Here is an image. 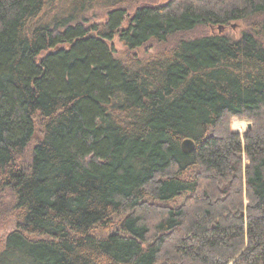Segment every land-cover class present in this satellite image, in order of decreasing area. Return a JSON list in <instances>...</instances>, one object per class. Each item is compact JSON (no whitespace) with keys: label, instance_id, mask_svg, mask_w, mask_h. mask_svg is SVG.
Segmentation results:
<instances>
[{"label":"trees","instance_id":"1","mask_svg":"<svg viewBox=\"0 0 264 264\" xmlns=\"http://www.w3.org/2000/svg\"><path fill=\"white\" fill-rule=\"evenodd\" d=\"M158 1L0 0V264H264V0Z\"/></svg>","mask_w":264,"mask_h":264},{"label":"rangeland","instance_id":"2","mask_svg":"<svg viewBox=\"0 0 264 264\" xmlns=\"http://www.w3.org/2000/svg\"><path fill=\"white\" fill-rule=\"evenodd\" d=\"M167 0H159L158 2L159 3H165ZM132 12H130V14H131ZM88 23L89 24H92V23H96V22H98V21H101V20H104L105 18H106V16H105V13H103V12H96V13H92L91 15H88ZM242 27V26H241ZM232 28H234V33L235 34H238L239 35V31H240V29H237V28H235V26L234 25H232ZM220 31V30H219ZM113 45H114V47H115V49H116V51L117 52H120L121 50H122V46H121V44L118 42V40L117 39H114L113 40ZM235 121H238V120H232V122H233V124L231 123V130L232 131H234L233 129H236V124H235ZM242 123H244V122H242ZM250 124V123H249ZM239 128H243L244 129V126H241V127H239ZM242 129V130H243ZM246 131V130H245ZM238 132V131H237ZM245 132H242V134H239V135H243ZM238 134V133H237ZM6 219H10V217H6L5 219H3L4 221L6 220ZM4 221H0V223H5ZM10 226V225H9ZM0 228L1 229H3V227H1L0 226ZM9 228V227H8ZM1 232H3V230H0V233Z\"/></svg>","mask_w":264,"mask_h":264},{"label":"water","instance_id":"3","mask_svg":"<svg viewBox=\"0 0 264 264\" xmlns=\"http://www.w3.org/2000/svg\"><path fill=\"white\" fill-rule=\"evenodd\" d=\"M248 128L249 129L251 128V124H248ZM193 146H194V143L190 139H186L182 143V149H183L184 152H190V151H192Z\"/></svg>","mask_w":264,"mask_h":264},{"label":"built area","instance_id":"4","mask_svg":"<svg viewBox=\"0 0 264 264\" xmlns=\"http://www.w3.org/2000/svg\"><path fill=\"white\" fill-rule=\"evenodd\" d=\"M233 130H234V132H236L238 134H242V132H244V131L241 130V128H236V129H233Z\"/></svg>","mask_w":264,"mask_h":264}]
</instances>
